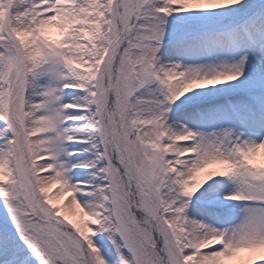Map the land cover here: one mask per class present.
<instances>
[{"label":"snow or ice","instance_id":"obj_1","mask_svg":"<svg viewBox=\"0 0 264 264\" xmlns=\"http://www.w3.org/2000/svg\"><path fill=\"white\" fill-rule=\"evenodd\" d=\"M235 5L244 9L238 23H178L181 14ZM255 15L243 0H0L2 264H109L98 233L115 250L113 264H264V160L254 159L264 135L206 133L168 118L172 105L197 89L248 80L249 47L234 62H161L181 53L182 42L207 30H239ZM49 27L62 38L50 39ZM258 55L264 60V51ZM189 99L193 107L225 111L245 129L264 130V99ZM85 152L91 159L79 160ZM210 165L221 167L197 183ZM79 168L93 170L88 180L73 181ZM216 178L234 185L223 200L240 203L227 224L230 210L212 206ZM54 184L70 197L65 207L80 209V220L53 202Z\"/></svg>","mask_w":264,"mask_h":264},{"label":"rangeland","instance_id":"obj_2","mask_svg":"<svg viewBox=\"0 0 264 264\" xmlns=\"http://www.w3.org/2000/svg\"><path fill=\"white\" fill-rule=\"evenodd\" d=\"M243 4L246 8H255L256 15L250 19L246 24H242L239 26V30L230 29L222 32H216L212 30L204 31L199 37H196L191 40H187L181 43L180 47L182 49L181 53H178L173 56H161V62L167 63L169 61L179 62L181 64H189L198 61L196 64L200 65H207L210 63H216L219 61H226V62H234V60H229L228 58H223L222 55L219 56L217 59H212L208 56H204V59L197 58V51L202 48L206 47L208 51H213L217 48H223L228 51L234 49L235 46L239 45V39L244 41L249 35L253 38V50L255 48V42L257 44L260 43V40H264V15H261V7L264 6V0H243ZM236 11H230L229 9H217L213 10L212 12H195V13H186L181 14L182 19L178 22L181 25H184L186 22L190 24H197L201 26H213L218 24H229V23H238L242 17L244 16V9L241 8V5L233 6ZM169 23H174L172 17L168 18ZM253 23V26L250 24ZM259 26V27H258ZM168 26L166 25V37H167ZM48 36L52 40H60L62 38L59 29L55 27H49L46 30ZM255 39H257L255 41ZM196 57V58H195ZM195 58V59H194ZM259 59V60H258ZM256 62H252L251 64H246V75L248 67H252L253 75L248 79L245 80V77L242 76L241 78L245 80V83L248 86L240 84H231L227 89L224 91L215 90V92L208 91L203 89L202 93L198 94L202 98H207L209 100L215 101L218 98L227 97L229 95H235L239 97L245 96H254L257 104L260 103L262 99H264V84L263 80L260 79V76H257L258 67L262 64L258 61H261V58H258ZM264 61V60H262ZM260 80V81H259ZM260 86V87H259ZM250 88V89H248ZM258 89V90H257ZM71 93V90H68ZM192 98V97H189ZM189 98L182 97L181 100H178L175 104L172 105V111L168 113L169 122L174 126H179L187 122V126L192 128L193 130H198L201 132H213L219 128H231L235 129L233 122L227 124V121L224 119L227 117L225 111L220 110L215 107H208V106H201V107H193L191 106V101ZM194 98V97H193ZM72 95L66 94L64 97V102H71ZM177 105H187V107H182L180 109L177 108ZM232 110L237 111L240 113V108L238 105H231ZM236 107V108H235ZM258 127V125H257ZM239 128V127H238ZM236 130V129H235ZM245 130V129H244ZM256 131L258 129H255ZM245 135L241 136L242 139H245ZM251 137V136H250ZM252 138L255 140L257 136L253 135ZM81 161H88L91 159L90 153H83L78 157ZM254 159L257 161L264 160V152L258 155H254ZM220 165H210L207 169L202 170L196 174V182L201 183L204 179H206V173L213 168H219ZM92 169L87 168H79L74 170L73 181L79 180H88L91 176ZM220 181L219 184V192L218 196L215 200L212 201L213 207H218L220 209L227 208L229 209L228 218H232L233 220L238 217V214L235 215L236 209L239 210L240 203L235 201H225L223 200V196L226 195L228 192L233 190L234 185L232 182L228 181L226 178H216ZM211 183V181L209 182ZM58 185H52L49 189V194L53 196V202L58 203L63 208V214L67 215L69 219L74 221H78L81 219L80 209L77 207H65L70 202V197L65 194L60 196L57 192ZM207 187V185H205ZM194 190V189H190ZM203 191V189H201ZM197 193L192 199L193 201L196 200ZM79 198V194H78ZM191 211V209H189ZM239 212V211H237ZM5 215V210L0 207V227L3 226V217ZM217 215H220V212H217ZM196 218H201L197 216ZM204 220L207 223L214 224L215 221H211L212 217L208 215H204ZM86 219V217H84ZM225 220V221H226ZM220 223V222H219ZM217 225V224H214ZM101 238L102 242H101ZM94 240L97 241V247L100 248L101 254L105 256L106 259L109 260V264H113V261L116 260L115 257V250L113 249L111 243L107 239V234L105 233H98L97 237H94ZM2 264V261H0Z\"/></svg>","mask_w":264,"mask_h":264},{"label":"bare ground","instance_id":"obj_3","mask_svg":"<svg viewBox=\"0 0 264 264\" xmlns=\"http://www.w3.org/2000/svg\"><path fill=\"white\" fill-rule=\"evenodd\" d=\"M248 42V41H247ZM247 42H245V43H242L243 45H240V46H238V47H236L234 50H231V51H228V53L229 54H227V55H222V57L223 58H237L236 56H239L241 53H240V49L242 48V47H246L247 45H249ZM204 51V49H202V48H200L198 51H197V54H200V53H202ZM208 51V50H207ZM201 55V54H200ZM202 56V55H201ZM204 57V56H203ZM186 64V63H185ZM188 64V63H187ZM189 64H194V63H189ZM188 64V65H189ZM258 65H260L259 67H258V71H257V76H260V79L261 80H263L264 81V62L262 63V64H258ZM260 81V80H259ZM233 82H238L240 85H243V86H245V88H247L248 86H246L247 84L245 83V80H242V79H239V80H237V81H233ZM233 82H231V84L233 83ZM230 85H218V86H216V87H209V88H205V90L206 91H208L209 89L211 90V91H213V92H215V90H218V91H224L225 89H227L228 87H229ZM202 91H203V89H197V90H195L194 92H192V93H189L188 94V96L186 97V98H189V97H197L198 96V94H200V93H202ZM237 126H240V125H238L237 124ZM242 131H245V130H242ZM246 132H249L248 131V129H246ZM246 132H244V135L246 136L245 137V139H249V140H254L252 137H250V136H252L251 134L250 135H247L246 134ZM264 152V149H259L258 151H257V153L255 154V155H258V154H261V153H263Z\"/></svg>","mask_w":264,"mask_h":264}]
</instances>
